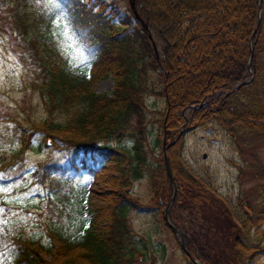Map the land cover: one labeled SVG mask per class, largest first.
Here are the masks:
<instances>
[{"label": "trees", "instance_id": "obj_1", "mask_svg": "<svg viewBox=\"0 0 264 264\" xmlns=\"http://www.w3.org/2000/svg\"><path fill=\"white\" fill-rule=\"evenodd\" d=\"M135 3L146 32L130 15L113 21L117 9L107 15L100 0H47L41 7L10 9L5 18L0 14V30L8 22V34L20 37L21 59L33 67L29 86L43 107L42 116L21 128L22 144L14 156L22 157L32 134L52 150L70 151L67 162L48 157L35 173L41 179L52 176L51 187L62 185V179L68 186L78 184L85 202L76 234L47 225V246L0 224V264H131L142 257L144 249L127 214H150L171 231L164 209L173 188L162 141H172L179 132L167 149L177 188L168 218L183 234L186 251L177 246L185 264H255V258L264 256V158L252 166L259 182L254 202L241 192L233 203L198 175L182 152L184 133L208 124L235 140L264 132V0L259 11L258 0ZM56 23L68 28L86 56L84 67L67 63L52 33ZM159 42L156 53L153 44ZM250 48L252 76L247 69ZM150 70H160L163 111L145 104L152 92L145 85ZM109 76L112 89L96 92L95 83ZM181 78L185 81L177 91L174 84ZM150 112V121L159 124L148 144ZM144 175L149 180L146 201L131 191V184ZM97 186L104 188L98 196L104 206L91 204Z\"/></svg>", "mask_w": 264, "mask_h": 264}, {"label": "rangeland", "instance_id": "obj_2", "mask_svg": "<svg viewBox=\"0 0 264 264\" xmlns=\"http://www.w3.org/2000/svg\"><path fill=\"white\" fill-rule=\"evenodd\" d=\"M100 1L107 5L104 11L107 15L117 9L115 14L117 16L113 21L120 16L130 15L135 23H140L142 31L146 32L145 23L136 7V0ZM46 4L47 0H0V14L5 18L11 15L10 9L14 11L17 7L23 9L25 6L31 9ZM8 24L4 22L5 30H0V224L12 226L27 237L40 239L47 246L49 241L45 232L47 225L55 224L71 235L76 234L75 226H80L82 215L85 213L82 208L85 205L84 193L81 186L78 184L68 186L64 184L63 179L62 185L51 187L48 181L53 178L52 176L41 179L40 174L35 173L38 163L48 157L65 163L71 156L68 150L50 149L51 147H47L38 134H32L28 138L27 148L22 157L14 156L22 144L21 128L27 127L30 118L42 116L43 107L38 95L29 86L30 80L34 77L33 67L21 59L20 37L8 34ZM64 28L63 24L56 23L52 27V33L67 63L72 67H84L87 63L86 56L69 31L67 35L64 34ZM153 45L158 53L161 43ZM204 63L200 67L206 70L208 65ZM159 71L150 70L146 74L145 85L152 92L146 94L145 104L150 110L163 111L165 97L160 93L163 84L159 80ZM248 71L252 70L249 68ZM184 78L174 84L177 91L181 89ZM112 87L113 80L110 76L99 79L94 85L96 92H109ZM153 116L152 112L148 113L146 133L148 144V141L158 133L159 123L150 121ZM182 150L183 157L190 167L198 175L209 179L227 200L234 203L237 196L243 192L250 203L254 202L259 182L254 177L252 166L258 159L264 158V132L261 134L248 132L235 140L226 135L219 126L208 124L188 129L183 136ZM159 152L157 149V153ZM131 191L141 200H148V175L135 180L131 184ZM101 194H104V188L97 186L95 196L91 200L92 205H105L106 202L98 197ZM127 220L136 236L134 237L136 242L144 249L143 256L134 258L131 264L186 263L181 249L177 246L178 236L157 225L152 215L129 210ZM260 228H264V224ZM254 262L264 264V256L255 258Z\"/></svg>", "mask_w": 264, "mask_h": 264}, {"label": "water", "instance_id": "obj_3", "mask_svg": "<svg viewBox=\"0 0 264 264\" xmlns=\"http://www.w3.org/2000/svg\"><path fill=\"white\" fill-rule=\"evenodd\" d=\"M260 3H261V0H258V5H257V11L260 10ZM258 23V21H257ZM249 42H250V38H249ZM251 48H250V56H249V59H248V62H247V69L249 70L250 68V61H251ZM252 71L250 72V75L252 76ZM248 80L246 81H243V82H239L237 84V86L243 84V83H246L248 82ZM207 98V96H205L203 98V102L205 101V99ZM203 102L200 104L202 105ZM182 132H179V134L175 137L174 140H172L171 142H168L167 144L165 143V141H163V154H164V166H165V170H166V173H167V176L169 177V179L171 180L172 182V185H173V193H172V196H171V199L170 201L167 203L166 207H165V210H164V220H165V224L171 229V231L178 236V243L181 247V249L183 251H186V248H185V245H184V240H183V235L181 233V231L169 220L168 218V209L170 207V205L174 202L175 200V197H176V194H177V188H176V183H175V180H174V176L170 170V167H169V163H168V158H167V148L173 144H175L177 142V140L179 139L180 135H181ZM196 264H201L199 262H197L196 260H193Z\"/></svg>", "mask_w": 264, "mask_h": 264}, {"label": "snow or ice", "instance_id": "obj_4", "mask_svg": "<svg viewBox=\"0 0 264 264\" xmlns=\"http://www.w3.org/2000/svg\"><path fill=\"white\" fill-rule=\"evenodd\" d=\"M64 34H65V35L68 34V28H67V27L64 28Z\"/></svg>", "mask_w": 264, "mask_h": 264}, {"label": "bare ground", "instance_id": "obj_5", "mask_svg": "<svg viewBox=\"0 0 264 264\" xmlns=\"http://www.w3.org/2000/svg\"><path fill=\"white\" fill-rule=\"evenodd\" d=\"M84 3V2H83Z\"/></svg>", "mask_w": 264, "mask_h": 264}]
</instances>
